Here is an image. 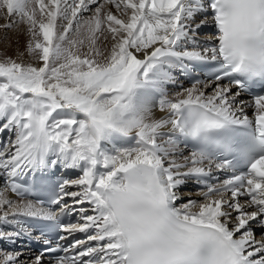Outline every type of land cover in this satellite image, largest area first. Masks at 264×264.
<instances>
[{
  "label": "bare ground",
  "instance_id": "obj_1",
  "mask_svg": "<svg viewBox=\"0 0 264 264\" xmlns=\"http://www.w3.org/2000/svg\"><path fill=\"white\" fill-rule=\"evenodd\" d=\"M37 1L49 11L56 10L58 6L60 9L55 13L60 18L68 16L70 19L64 23L54 22L56 31L67 29L72 36L68 42H56L62 57L55 55L43 61V64H50V68L46 69L53 73L49 75L51 83L73 90L77 96L88 95L96 100L103 108L104 117L111 119L112 124L93 116L86 108H81L79 103L71 106L58 101L51 102L54 111L48 117L47 124H44L43 108L35 95L31 97L39 107L35 112L33 110L31 116L25 114L29 107L23 106L18 111L5 103L4 97V102L0 99V222L6 229V242L11 244V236L16 234L5 225L9 222L19 225L24 213L39 209L30 199L10 192L7 178L12 170L40 164H47L50 168L61 166L57 169L61 175L62 195L65 198L61 204H67L77 217H81L82 209H87L89 213L83 219L93 221L94 229L97 227L100 230L110 220L106 197L126 188L127 176L122 169L123 165L130 163L139 166L147 163L172 188H183L176 204L171 202L179 214L189 219L199 218V213L206 214L214 219L212 222L215 225L221 224L235 238L246 241L249 250L254 251L258 239L246 237L242 223L246 217L249 222L258 217L257 205L252 200L224 192L208 193L193 187L185 174V168H189L186 164L193 163L196 169L204 159L181 145L177 138L179 132L172 120L176 114H170V109L184 97L209 103L230 97L232 93L229 90L213 99V96L224 90V85L205 82L184 86L176 75L170 76L163 68V63L172 59V54L165 52L166 47H169L166 45L172 46L173 60L178 54L186 53L189 45L184 40L191 41L188 31L199 26L195 12L190 8L200 7L188 0H180L182 4H177L166 11L165 15L158 17L157 10L151 8V0ZM37 1L28 3L26 13L21 16L20 26L16 27L18 37L23 40L26 38L28 44L33 40L35 42L42 34L41 29L49 26L46 20L41 22L43 18L38 22ZM99 17L108 23V27H100L103 21H98ZM75 20L79 22L75 24ZM110 29L111 32H108ZM137 32L143 34L144 38L140 40ZM209 35L207 32L198 33V36ZM35 50L37 53L39 48ZM45 50H42L43 53ZM31 51L33 54V49ZM40 53L41 56L47 55L46 52ZM32 56H21L24 67L34 65L33 69H41V62L33 61ZM59 58L61 61L57 60ZM58 70L69 75L56 77L55 72ZM118 71H122V75H130L122 90L115 87L119 82ZM6 80L8 84L14 83L11 78ZM147 84L160 91L159 96L145 91ZM14 87V90L22 93L21 87ZM226 103H230L231 107L237 105L233 98L226 99ZM22 114L27 115L28 121L21 117ZM51 129L65 135L63 140L58 137V143H52L53 148L50 147L48 151L51 154H57L59 149L62 151L63 162L57 164H53L44 154L43 142L47 143V140L49 142L54 138L46 135ZM156 129L160 131L152 135L151 132ZM158 166L168 169V172L163 174ZM171 173L175 175L171 176ZM231 214L233 217H228ZM207 221L210 220L205 218L204 222ZM259 253L264 257V250ZM8 255L2 257L0 264H18L22 259L25 260L23 264H64L60 261L46 262L36 257L17 258Z\"/></svg>",
  "mask_w": 264,
  "mask_h": 264
},
{
  "label": "rangeland",
  "instance_id": "obj_2",
  "mask_svg": "<svg viewBox=\"0 0 264 264\" xmlns=\"http://www.w3.org/2000/svg\"><path fill=\"white\" fill-rule=\"evenodd\" d=\"M33 1H35V0H0V99H1V101L4 97L6 100L5 103L10 104V107L12 109L16 108L15 110H18V111L24 107H29L25 114H27L28 116H31L33 110L35 112L36 108L38 109V107H39L38 103H36L34 98L31 97V96L35 95V97H37L38 100L40 101L42 108H43V116H44L43 120H45L44 124H47V121H48L47 119H49L48 117H50L54 111V106L51 102L58 101L61 104H66V105L68 104L71 106H73V105L76 106L75 103H79V104H81V108H86L90 113L93 114V116L98 117L101 120H105L107 124L111 125L112 120L109 119L107 116L104 117L103 108L101 105H99L96 102V100H94L93 98H90L88 95L77 96L75 91L69 90L68 88H61L56 84L53 85V83H51V79H49V75H51L53 73L50 70H47L48 68H50L49 67L50 64L47 62H45V64H43V61L44 60L45 61L50 60L55 55H56L55 57H62L59 54V48L57 47L56 42H57V40H60L61 42H68V40L72 36L71 31H69L67 29H65V31H61V32L60 31L58 32L55 29L54 25L56 22L57 23H64V21L68 22L70 20L68 16L60 18L59 15L56 14L57 12L55 13L56 10L60 9L58 6L56 7V10L53 9L54 11H49L48 9L46 10L45 7H43L44 5L42 3H40L36 0L39 4L38 5L39 8L36 7L37 8L36 13L38 14L37 16L40 18V19L38 18V20H39L38 22H40V20L43 18L41 20V22L46 20L48 22L49 26L47 29H44V30L41 29L42 34L40 37H38L39 40L37 38L35 42H34V40L32 41V43L30 42V44H32L31 46H30V44H28L29 42L27 41L26 38L24 40H26L27 42H25L23 39L18 37L19 33H18V30L16 29V27L20 26V22L22 21L23 14L26 13V10H27L26 7L28 6V3H32ZM59 3L62 5L61 2H59ZM101 18L102 17H99V20H98V21H103V23L100 24V27H103V25L105 27H108V23H106V21L104 22V20H101ZM8 21H9V23H8ZM60 21H62V22H60ZM78 22H79V20H75V24ZM51 24H53V25H51ZM15 30H17V31H15ZM111 30L112 29H110L108 32H111ZM13 33H15V34L13 35ZM137 37L141 40L144 38V35L137 32ZM37 40L39 43L37 42ZM26 43H27V45H26ZM34 43H36V45ZM41 44H42V49H41ZM28 45H29V48H28ZM24 46H26V47H24ZM32 46H34V47H32ZM22 47H23V49H26V50H23ZM36 47L39 48V51H37V53L35 52L36 51L35 49H37ZM44 47L46 48L45 52L47 53V55L41 56L40 52L43 53V51L45 49ZM32 49L34 51L33 54L31 53ZM47 49H48V51H47ZM26 51H28V53ZM29 51H30V54H29ZM45 52L43 54H45ZM121 53L122 52L120 51V54ZM27 54L29 56L33 55L32 56L33 61L37 60V62H41V64H42V66H40L41 69H38L40 71L36 70V68L33 69L32 67L34 65L29 66V68L24 67V65H23L24 63L22 62V60H24L23 58L26 57ZM37 54L40 56V58L38 57ZM20 55L23 58H21ZM57 55H59V56H57ZM35 56H37V57L35 58ZM57 60L61 61V58H59ZM119 72L120 71L117 72V74H119V82L115 85V87L117 89L122 90V89H124L123 87H125L126 82L130 79V75H126V74L122 75V71H121V73H119ZM55 75H56V77L61 76L64 78V76H68L69 73H65V72L60 73L58 70L55 72ZM9 78H11L15 84L11 83V82H9V84H8V82H6L7 81L6 79H9ZM123 84H125V85H123ZM14 86H17L18 88L21 87L23 89L22 93L20 91L14 90V88H15ZM2 102H4V100ZM30 103L32 105H30ZM25 114L24 115L22 114L23 116L21 115V117H23V118L25 117L24 119L26 121H28L27 120L28 117ZM44 134H45V131H44ZM46 135L54 137L51 139V141H53V142H51V141L48 142V140H47V143L43 142V148L45 147L44 150H47V151H50L51 148H53L51 146H53L55 142L58 143V139H57L58 137H61V139L63 140L64 136H65L63 133H58L54 129L47 131ZM89 137H91V136H89ZM43 141H45V140L43 139ZM52 143H53V145H52ZM44 144H46L47 146ZM48 145H50V146H48ZM232 215L233 214L228 215V217H233ZM23 254L24 253L20 252V250H13V251L0 250V261H3L2 257L6 256V255H8V257L9 256H15L17 258H22L23 256L25 258L28 257L26 254H24V255ZM24 261L25 260L22 259V262H20L18 264H21V263L23 264Z\"/></svg>",
  "mask_w": 264,
  "mask_h": 264
}]
</instances>
